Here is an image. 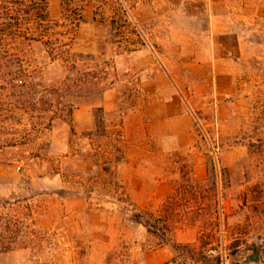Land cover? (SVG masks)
<instances>
[{
  "label": "rangeland",
  "instance_id": "rangeland-1",
  "mask_svg": "<svg viewBox=\"0 0 264 264\" xmlns=\"http://www.w3.org/2000/svg\"><path fill=\"white\" fill-rule=\"evenodd\" d=\"M49 2V42L0 44V264H246L253 245L261 261L248 264H264V0L236 14L247 55L219 63L229 94L211 83L204 2L160 3V17L157 0ZM171 25L197 48L171 42ZM157 69L188 123L145 106ZM18 71L28 87L7 83ZM42 97L47 111L33 107Z\"/></svg>",
  "mask_w": 264,
  "mask_h": 264
},
{
  "label": "crops",
  "instance_id": "crops-1",
  "mask_svg": "<svg viewBox=\"0 0 264 264\" xmlns=\"http://www.w3.org/2000/svg\"><path fill=\"white\" fill-rule=\"evenodd\" d=\"M190 0H157V14L160 17L161 10L159 8L160 3L162 5L167 4L173 12H175V7L179 3H185ZM192 2H204L205 12L208 14L209 26L207 30V40H208V49L207 56L213 57L212 66V86L215 88L217 93L229 94L231 92L232 87V79L233 72L231 73L229 70H226L224 67L220 68V62L230 61L231 58L235 56H246V46L247 43L244 37L237 32L234 27L236 21V14H238L239 10L244 12L247 10L249 3L253 0H191ZM259 10H262L264 4L257 6ZM174 8V9H173ZM241 8V9H240ZM198 11L195 14V17L200 16L199 7L196 8ZM161 23H157L156 28L160 30ZM173 29L172 35L169 37L171 42H178L179 44H189L191 47H195L197 44V40L200 35L189 34L187 30H185L182 26L171 25ZM157 30V32H158ZM159 33V32H158ZM174 33V34H173ZM235 37V50L231 47H228L226 43V39L229 37ZM160 38V37H159ZM222 56V57H220ZM142 56H135V65L137 69L144 68L147 66H154V58L151 56V59L147 58V64L143 63ZM153 59V60H152ZM169 63L174 61V57H166L163 59ZM165 66V65H164ZM224 66V64H223ZM169 73L172 70H168ZM166 72L161 71L160 69L155 70V74L153 78L147 81L143 86V93L145 95L144 102L146 107L153 106L159 110L157 115H160L162 120L161 122H165L166 117L173 121H186L188 123V117L185 112V108L179 99V96L172 95L170 98L166 99L165 97V88L164 85V76ZM231 88V89H230ZM109 101L112 102L111 94H109ZM108 104V101L106 100ZM172 107V113L166 116V107ZM165 118V119H163Z\"/></svg>",
  "mask_w": 264,
  "mask_h": 264
},
{
  "label": "trees",
  "instance_id": "trees-1",
  "mask_svg": "<svg viewBox=\"0 0 264 264\" xmlns=\"http://www.w3.org/2000/svg\"><path fill=\"white\" fill-rule=\"evenodd\" d=\"M49 1L50 0H0V44H3V42L9 43L10 41L17 43V45H23L26 42H28V44L32 42H49L48 40H44L46 33L50 30L49 24L53 21L49 11ZM82 21H85V18L80 14L78 22ZM11 48H13V46H11ZM13 49L18 51L16 48ZM9 52L11 56L16 53H11V50H9ZM16 74L18 75L14 77L9 76L13 83L9 77L6 78L8 80L7 83L12 85V87H28V84L23 83L22 79H19L21 84H17V77L24 75L25 72L21 71ZM51 106L52 102L47 97H42L33 104V107L41 111H47ZM134 221L145 227L148 233L158 240L159 246L173 242L171 237L161 233L163 228L160 218L155 219V221L143 220L140 214H135ZM258 249L260 251V248ZM199 264H224V261L221 256H217L212 262H201Z\"/></svg>",
  "mask_w": 264,
  "mask_h": 264
},
{
  "label": "water",
  "instance_id": "water-1",
  "mask_svg": "<svg viewBox=\"0 0 264 264\" xmlns=\"http://www.w3.org/2000/svg\"><path fill=\"white\" fill-rule=\"evenodd\" d=\"M241 261L246 264L260 262L261 254L258 247L256 245L251 246L248 249V252L242 256Z\"/></svg>",
  "mask_w": 264,
  "mask_h": 264
}]
</instances>
